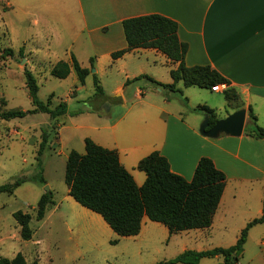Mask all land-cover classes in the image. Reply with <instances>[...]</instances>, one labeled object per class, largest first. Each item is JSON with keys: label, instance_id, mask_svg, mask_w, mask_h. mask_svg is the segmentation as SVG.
<instances>
[{"label": "crops", "instance_id": "1", "mask_svg": "<svg viewBox=\"0 0 264 264\" xmlns=\"http://www.w3.org/2000/svg\"><path fill=\"white\" fill-rule=\"evenodd\" d=\"M5 4L11 9L7 0ZM14 4L22 8L31 6L36 16L45 21L48 33L67 43V57L62 61L70 66L67 78L74 73L71 56L84 69H90L92 59L93 75L99 77L105 64L121 67L127 59L139 54L146 57V66L149 63L164 64L166 76L158 79L150 75L139 62L135 73L123 68V79L127 81L145 75L157 83L169 85L172 83L169 72L177 65L170 63L164 55L150 49L129 52L115 61L111 55L127 47L121 25L124 20L159 15L177 24V37L187 46L185 66L209 67L229 84L221 85L219 92L202 90L206 95L222 96L218 107L203 96L194 107L191 99L200 94L192 92L190 89L193 88H184L182 83H178L176 89L181 91L180 96L186 99V105L177 94L167 92L170 96L162 97L161 89L154 86L152 89L146 84L144 89L152 96H161L159 103L146 98L139 87L130 90L123 83H117L111 99L93 102L102 106L99 111L104 122L72 127L86 133L83 141L89 139L103 149L115 151L120 165L131 175L137 187H141L146 179L145 174L137 170L138 163L153 152L165 158L170 171L187 182L191 181L201 158L211 160L225 176V186L211 226L181 233L217 232L219 239L212 248L233 246L246 225L262 216L264 139L252 138L245 130L237 138L224 135L217 139L203 137L198 132L203 116L198 118V113L192 110L205 106L214 110L219 120L224 119L234 112L229 110L225 117H219L218 108L226 106L223 91L229 88L236 92L243 105L241 109L246 111L245 127L249 125V109L256 118V125L260 119L264 120V0H14ZM74 83H79L77 77ZM129 97L136 103L127 108ZM171 103L177 104L178 108L167 109ZM185 112H189L186 117ZM67 128L61 125L58 137L60 130ZM146 220L143 218L142 223ZM225 233L234 236L226 248L223 243ZM201 237L195 236L194 240ZM250 246L253 248L251 252ZM210 260L223 263L220 257L199 263ZM237 264H264L263 224L249 230Z\"/></svg>", "mask_w": 264, "mask_h": 264}, {"label": "rangeland", "instance_id": "2", "mask_svg": "<svg viewBox=\"0 0 264 264\" xmlns=\"http://www.w3.org/2000/svg\"><path fill=\"white\" fill-rule=\"evenodd\" d=\"M7 1L11 9L5 4L6 0H0V112L33 110L25 86L26 70L31 72L36 80L37 100L46 104L49 99L50 109L65 102L67 115L56 120L55 134H51L49 145L39 157L40 168L36 156L42 132L48 130L51 124L49 116L37 113L10 121L0 119V186L12 184L18 179L26 180L12 195L0 194V260H12L20 255L25 264H157L172 260L185 251L214 249L212 245L220 235L217 232L211 234L190 231L169 236L163 226L147 220L141 224L137 236L119 238L98 215L80 207L67 195L64 184L66 158L70 151L84 154L82 137L86 135L84 131L75 130L72 126L105 120L100 119L103 118L100 117L99 111L102 106L93 103L95 89L91 71L94 69L90 70L92 76L86 78L83 87L74 83V73L66 80L52 77V66L67 57V43L48 33L45 21L36 16L31 6L22 8L14 4V0ZM145 58L144 55L136 54L135 57L127 59L121 67L104 63L103 73H99V77L95 75L103 92V97L99 100L111 99L114 86L117 83L125 84L123 68L135 73L141 63L150 75H155L158 79L166 76L164 64L149 63V66H146ZM146 84L154 88L144 79H138L125 87L130 90L139 87L146 98H151L157 103L163 96H170L164 90H161L162 97L157 94L152 96L144 89ZM190 88H193L190 90L195 94H200L191 99L194 107L202 96L216 107L219 105L218 101L222 100L221 95H206V92L202 91L204 89ZM178 98L186 105L185 98L180 95ZM135 103L136 101L129 97L126 107ZM177 108L174 103L167 106L169 110ZM218 109L219 117H225L229 112L226 106H220ZM188 114L189 112H185V117ZM197 117L200 118V114H197ZM61 125L71 127L60 130L58 137ZM257 125L264 129V120L260 119ZM40 172L44 185L30 181L32 178H38ZM45 194H50L51 204L45 210L43 218L38 220V203ZM16 212L30 216L29 228L32 235L29 241H22L20 238V228L13 218ZM198 235L202 237L194 240ZM233 237L225 233V248L230 245ZM252 249L250 246L249 251ZM199 264L223 263L221 260H210Z\"/></svg>", "mask_w": 264, "mask_h": 264}, {"label": "trees", "instance_id": "3", "mask_svg": "<svg viewBox=\"0 0 264 264\" xmlns=\"http://www.w3.org/2000/svg\"><path fill=\"white\" fill-rule=\"evenodd\" d=\"M121 25L127 47L113 53L111 55L113 61L135 50L150 49L164 55L170 63L177 65L169 72L172 81L169 85L157 83L148 76L142 75L132 82L126 81L124 87L138 79H144L154 87L180 95L181 91L176 89L178 83H182L184 88L196 87L204 90L229 85L209 67L185 66L187 46L179 41L177 24L174 21L159 15H147L124 20ZM71 67L80 85L84 84L90 70L94 69L92 59L90 69H84L72 56ZM69 72V64L60 61L52 66L50 75L64 80ZM24 77L33 110L0 112V119L10 121L37 113L49 116L51 124L48 130L42 132L36 156L40 168L39 157L49 145L56 120L67 115V105L62 102L54 109H50L49 99L46 104L40 103L36 97L38 87L34 76L25 70ZM92 77L95 89L93 97L96 101L103 97V92L96 76ZM223 97L227 109L235 112L242 108L243 105L233 89H225ZM88 106L92 107L90 104ZM192 112L202 116L207 115L209 128L219 120L217 113L205 106L197 107ZM247 117L249 125L245 127V133L255 139H264V129L255 124L256 118L250 109ZM84 151L83 155L75 151H70L67 155L64 168L67 195L80 207L98 215L117 237L137 236L143 218L163 226L169 235L211 226L225 186V176L208 158L199 160L191 181L187 182L170 171L165 158L153 152L138 163L137 170L144 173L146 179L141 187H137L131 175L120 165L115 151L103 149L89 139H84ZM25 181L18 179L12 184L0 186V194L12 195ZM30 181L44 185L41 172L38 178H32ZM49 196L50 194H45L38 203V220L43 218L45 210L51 204ZM13 218L20 228L21 240L29 241L32 235L29 228L30 216L16 212ZM258 224L264 225V190L262 216L246 225L233 246L202 252L185 251L172 260L157 264H199L201 260L218 257L223 259V264H237L242 256L249 230ZM0 264H25V262L20 255H17L12 260H0Z\"/></svg>", "mask_w": 264, "mask_h": 264}, {"label": "water", "instance_id": "4", "mask_svg": "<svg viewBox=\"0 0 264 264\" xmlns=\"http://www.w3.org/2000/svg\"><path fill=\"white\" fill-rule=\"evenodd\" d=\"M94 73V70L91 71ZM246 111L240 109L227 115L224 119L218 120L211 128H209V118L204 115L203 121L199 127V134L209 139H217L224 135L232 138L241 136L245 127ZM48 191V188H46Z\"/></svg>", "mask_w": 264, "mask_h": 264}, {"label": "built area", "instance_id": "5", "mask_svg": "<svg viewBox=\"0 0 264 264\" xmlns=\"http://www.w3.org/2000/svg\"><path fill=\"white\" fill-rule=\"evenodd\" d=\"M221 90V87L220 86H217V87H213L211 89V92H219Z\"/></svg>", "mask_w": 264, "mask_h": 264}]
</instances>
